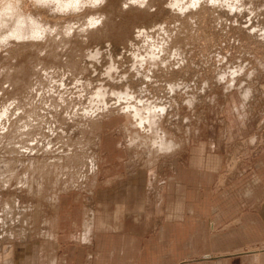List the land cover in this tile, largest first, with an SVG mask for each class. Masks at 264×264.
Returning a JSON list of instances; mask_svg holds the SVG:
<instances>
[{"label": "rangeland", "instance_id": "obj_1", "mask_svg": "<svg viewBox=\"0 0 264 264\" xmlns=\"http://www.w3.org/2000/svg\"><path fill=\"white\" fill-rule=\"evenodd\" d=\"M65 1L74 0H0L5 15L0 18V111L21 104L32 124L40 112L37 117L48 116L56 127L53 132L39 127L38 137L27 134L28 152H14L23 145L22 134L11 135L18 118L0 117V264H22L30 243L35 259L45 243L53 244L55 202L71 193L88 194L103 164L123 160L127 171L144 169L152 185V177L164 180L166 167L157 168L176 152L186 157L201 145L199 157L214 165L216 157L203 152L206 144L223 156V185L240 171H251L264 152V0H78L68 6ZM18 23L20 30L38 27L42 35L13 37ZM86 108L92 111L79 112ZM141 121L152 123V129ZM157 136L170 142L171 150L161 152ZM12 160L18 163L14 172L2 166ZM119 170L109 167L104 174ZM134 176L122 186L125 199L117 185L102 193V203L122 199L134 205ZM90 207L88 217L94 212ZM263 250L264 245L252 253L257 257Z\"/></svg>", "mask_w": 264, "mask_h": 264}, {"label": "crops", "instance_id": "obj_2", "mask_svg": "<svg viewBox=\"0 0 264 264\" xmlns=\"http://www.w3.org/2000/svg\"><path fill=\"white\" fill-rule=\"evenodd\" d=\"M204 145L203 152L216 157L214 165L199 157L201 145L186 157L176 152L157 168L166 167L164 180L152 177V185L144 169L127 171L123 160L103 164L88 194L71 193L59 200L53 244L45 243L39 260L34 243L26 245L22 264H264V250L257 257L252 253L264 245V152L251 171L242 170L221 185L226 179L223 156ZM116 166L121 170L104 174ZM132 176L134 205L126 206L122 199L102 203V193L117 185L125 199L128 191L122 186ZM89 206L95 211L92 217L86 213ZM236 251L243 254L232 255Z\"/></svg>", "mask_w": 264, "mask_h": 264}, {"label": "bare ground", "instance_id": "obj_3", "mask_svg": "<svg viewBox=\"0 0 264 264\" xmlns=\"http://www.w3.org/2000/svg\"><path fill=\"white\" fill-rule=\"evenodd\" d=\"M56 1H58V0H56ZM77 1L78 0H74V1H72L71 3H68V2H66L64 5L65 6H68V4H71V5H73V4H76L77 3ZM82 1V0H81ZM171 1H173V0H171ZM205 1V0H204ZM179 2V1H178ZM198 2H201L200 0L198 1ZM208 2V1H207ZM180 3H181V1H180ZM227 3V2H226ZM241 3V2H240ZM185 4V3H184ZM189 4V3H188ZM231 4V3H230ZM170 5V4H169ZM191 5V4H190ZM198 5V4H197ZM233 5V4H232ZM173 6V5H172ZM180 6V5H179ZM178 6V7H179ZM182 6V5H181ZM191 7V6H190ZM230 7V6H229ZM213 8V7H212ZM239 8V7H238ZM214 9H216V8H214ZM219 9V8H218ZM207 10V9H206ZM241 11V10H240ZM2 13V11H0V14ZM215 14V13H214ZM226 14V13H225ZM3 16V14L2 15H0V18ZM5 16V15H4ZM3 16V17H4ZM228 16V15H227ZM194 17V16H193ZM19 24L20 23H18V25H16V26H13V31L12 32H10L11 33V35L14 37H16V38H18V39H21V38H19V37H25V36H37L38 34L39 35H42L41 34V29L40 28H35L33 31H29V30H27V31H22V30H20L21 29V27L19 26ZM143 28V27H142ZM146 28V27H145ZM144 28V29H145ZM149 29V28H148ZM148 29H146V30H148ZM141 30V29H140ZM141 32H143V31H141ZM146 33V32H145ZM141 34V33H140ZM143 34V33H142ZM148 35V34H147ZM148 37V36H147ZM151 37V36H150ZM26 38V37H25ZM136 39V38H135ZM152 43V42H151ZM160 44V43H159ZM148 47V46H147ZM150 48H151V44H150V46H149ZM112 47H110V49H111ZM162 48V47H161ZM117 49V48H116ZM114 50V49H113ZM97 51V50H96ZM111 51V50H110ZM119 51V50H118ZM152 51H155L156 52V50H152ZM158 51V50H157ZM98 52V51H97ZM121 52V51H120ZM161 52H162V50H161ZM107 53V52H106ZM112 53V52H111ZM123 53V52H122ZM150 53H151V51H150ZM152 53H154V52H152ZM96 54V53H95ZM98 54H99V52H98ZM98 54H96V55H98ZM116 54V53H115ZM148 54V53H147ZM155 54V53H154ZM142 55V54H141ZM148 55H150L151 56V60H152V56H153V54L151 55V54H148ZM156 55V54H155ZM116 56H118L119 57V54L118 55H116ZM123 56H126V55H123ZM122 56V57H123ZM147 56V55H146ZM150 56H148V57H150ZM160 56V55H159ZM110 57H111V54H110ZM134 56H132L131 58H133ZM147 57V58H148ZM141 58V57H140ZM139 58V60H141ZM154 58H158L157 57V55H156V57L154 56ZM161 58V57H160ZM112 60H113V57L111 58ZM134 59V58H133ZM136 59V58H135ZM139 60H138V62H139ZM155 60V59H154ZM159 60V59H158ZM137 62V61H136ZM113 63V62H112ZM111 63V64H112ZM132 63H135L134 61L132 62ZM143 63V62H142ZM152 64V63H151ZM150 64V65H151ZM143 65V64H142ZM113 66V65H112ZM111 66V67H112ZM134 66V65H133ZM137 66V65H136ZM140 66V65H139ZM138 67V66H137ZM112 68H114V67H112ZM149 73V72H148ZM136 74H138V73H136ZM59 87V86H58ZM98 89H100V88H98ZM124 89V88H123ZM107 90H109L108 88H107ZM67 92V91H66ZM96 93V92H95ZM103 93V92H102ZM117 94H119L118 92H116ZM124 94V93H123ZM106 95V94H105ZM94 96V95H93ZM124 96H126V94L124 95ZM42 97V96H41ZM128 97H129V95H128ZM96 97H94L93 99H95ZM116 98V97H115ZM130 98V97H129ZM97 99V98H96ZM126 99H127V97H126ZM136 99V98H135ZM41 100L42 101H45L44 100V97H42L41 98ZM91 101V100H90ZM117 101H119V100H117ZM99 102H101V101H99ZM98 102V103H99ZM104 102V101H103ZM97 103V102H96ZM151 103V102H150ZM42 104V103H41ZM45 104V103H44ZM108 104V103H107ZM122 104V103H121ZM42 106H44L43 104H42ZM41 107V106H40ZM101 107V106H100ZM42 108V107H41ZM96 108V107H95ZM118 108V107H117ZM131 108H133V107H131ZM152 108V107H151ZM163 108V107H162ZM23 109H24V106H23V108H22V105L21 104H18V105H16L15 103H11L9 106H6V107H4L1 111H0V117H4V116H7L8 118L7 119H9L10 118V120H11V118L13 119V118H18V123L16 124V126H15V132L16 133H11V135H13V134H17L18 133V136L20 135V134H22V135H20L21 137H22V139L24 138H26L27 137V134H30V135H34L35 137L37 136H40L41 135V133H39V130H40V128L39 127H41V126H46L47 127V129L46 130H48V132H53V131H55V129H56V127L54 128V126H52V124H50V119H47L48 118V116H47V118H43V119H41V118H39V117H37V115L40 113H36L35 115H34V118H32L31 120H32V122H35L36 121V125H34V124H32L31 122H29V120L30 119H27L23 114H21V113H23V112H21V111H23ZM43 110H44V108H42ZM133 109H137V108H133ZM156 109V108H155ZM41 110V109H40ZM87 110V111H86ZM91 110V109H90ZM88 108H86V109H83V110H80L79 109V112L81 113V114H88V113H90L91 111H90ZM131 110V109H130ZM140 110L142 111V109L140 108ZM160 110V109H159ZM159 110L157 109L156 110V112L158 111V113H159ZM162 111L164 110V108L163 109H161ZM125 111H128V110H125ZM134 111H136V110H134ZM145 111V110H144ZM94 112V111H93ZM92 112V113H93ZM8 113H9V116H8ZM144 113V112H143ZM145 113H146V111H145ZM164 113V111L162 112V114ZM21 114V116H19ZM31 114H32V112H31ZM48 114V113H47ZM45 115V114H44ZM51 115V114H50ZM72 115V114H71ZM131 115V114H130ZM153 115V117H155L156 115H158V114H152ZM161 115V114H160ZM19 116V117H18ZM32 115H29V117H31ZM41 116V115H40ZM149 116H151V115H148V117H146L148 120H149V118L151 119V117H149ZM159 116V115H158ZM91 117H93L92 116V114H91ZM160 117V116H159ZM5 118V117H4ZM58 118V117H57ZM76 118V117H75ZM84 118V117H83ZM123 118V117H122ZM156 118H158L157 116H156ZM6 118L4 119V121H3V119H2V121L3 122H6V120H7ZM74 119V118H73ZM145 119V118H144ZM153 120H154V118H152ZM152 119L151 120H149V121H152ZM121 120V119H120ZM139 120V119H138ZM148 120H146L145 119V121L146 122H148ZM133 121V120H132ZM144 121V122H145ZM10 122V121H9ZM143 121H141V122H139V124L140 123H142ZM146 122H145V124H146ZM155 122H157L156 121V119L154 120V123ZM153 123V125H152V123H151V125L152 126H156V125H158V124H154ZM11 124V127L13 126V124L12 123H10ZM10 124H9V126H10ZM138 124V123H137ZM144 123H142V125H143ZM144 124V127L147 125V127L149 126V128H151L152 126L151 125H148V124H146L145 125ZM3 125H2V123L0 124V128L2 127ZM4 127V126H3ZM7 127V126H6ZM11 127H9L10 129H11ZM38 127V128H37ZM43 127V128H44ZM157 127V126H156ZM8 128V130L10 131V129ZM33 128H37L36 130H34ZM141 128V127H140ZM146 128V127H145ZM3 129V128H2ZM31 129H33V130H31ZM152 129V128H151ZM155 129V128H154ZM1 130V129H0ZM43 130V129H42ZM150 130V129H149ZM156 130H158V129H156ZM156 130H154V131H156ZM8 131V132H9ZM23 131V132H22ZM25 131H27V132H25ZM153 131V130H152ZM22 132V133H21ZM41 132V131H40ZM6 133H7V131H6ZM160 133V132H159ZM158 132H157V135L159 134ZM5 134V133H4ZM26 134V135H25ZM43 134V133H42ZM163 134V133H162ZM162 134H160V135H162ZM47 135V134H46ZM132 135V134H131ZM164 135V134H163ZM24 136V137H23ZM26 136V137H25ZM29 136V135H28ZM159 136V135H158ZM157 136V137H158ZM34 137V138H35ZM133 137V136H132ZM163 137V136H162ZM11 138H15V137H11ZM10 138V139H11ZM17 138V137H16ZM20 138V137H19ZM18 138V139H19ZM128 138V137H127ZM161 138V137H160ZM159 137H158V142L157 141H155V142H157L156 143V145H159V146H157V148H160L159 150L161 151V152H165L164 150H163V148L166 150V148H168V150L167 151H169V149H170V147L172 148L173 146L170 144V142L169 143H164L163 141H162V138L160 139ZM18 139L16 140V141H18ZM21 139V138H20ZM24 139L23 140H21V143L23 144V141H24ZM31 139V138H30ZM131 139V138H130ZM137 139V138H136ZM159 139H160V142H159ZM14 139H13V141H15ZM26 140H28V137H27V139ZM135 140V139H134ZM11 141V140H10ZM13 141H11V145H13L12 144V142ZM34 141H36V140H34ZM138 141V140H137ZM19 142H20V140H19ZM25 142H27V141H25ZM40 142V141H39ZM125 142V141H124ZM141 142V141H140ZM143 142H145L144 140H143ZM154 141H153V143H155ZM14 143H16V142H14ZM131 143L134 145V143L135 142H132V139H131ZM130 143V144H131ZM138 143V142H137ZM29 144H31V143H29ZM46 144V143H45ZM126 144H128V143H126ZM132 144H131V146H132ZM15 145V144H14ZM13 145V146H14ZM142 145V144H141ZM148 145V144H147ZM46 147L48 146V145H45ZM44 146V147H45ZM154 147H155V144L153 145ZM66 147V146H65ZM129 147V146H128ZM143 147V146H142ZM60 148V147H59ZM63 148V147H62ZM14 149V148H13ZM26 149H27V151H26ZM35 149V148H34ZM45 149H48V147L47 148H45ZM45 149H43V150H45ZM174 149V148H173ZM172 149V150H173ZM171 150V149H170ZM28 152V148H25L24 147V144L21 146H18V149L16 148V150H14V152ZM30 151V150H29ZM41 151V150H40ZM158 151V150H157ZM31 154V153H30ZM19 156V155H18ZM21 156H23V155H21ZM28 156V155H27ZM25 159V158H24ZM61 159H59L58 158V162L60 161ZM9 161V160H8ZM30 162H31V160H29ZM2 163V162H1ZM20 165V164H19ZM94 165H95V163H94ZM2 166L4 167V166H8L7 168H9V171L13 168V172L15 171L14 170V168L15 169H17L18 168V163H17V160H12V162L11 163H8V162H3L2 163ZM12 167V168H11ZM86 167V166H85ZM94 167V166H93ZM11 168V169H10ZM92 169V168H91ZM95 169V168H94ZM87 170H88V168H87ZM65 171V170H64ZM8 173V172H7ZM11 173H12V171H11ZM55 173V172H54ZM87 173V172H86ZM58 174H59V172H58ZM9 175V174H8ZM11 175V174H10ZM10 177V176H9ZM26 177V176H25ZM24 179V178H23ZM10 180V179H9ZM20 181H22V179L20 180ZM23 182H24V180H23ZM23 182H20V183H23ZM18 200H14L13 201V203L12 204H14V205H17L18 204V202H17ZM58 201V202H57ZM56 202H55V207L57 208L58 207V204H59V199L57 200ZM90 209V208H89ZM88 209V210H89ZM93 211V210H92ZM95 212V211H94ZM92 213V212H91ZM93 214V213H92ZM92 217V216H91ZM90 217V218H91ZM86 219V218H85ZM92 219V218H91ZM87 220V219H86ZM85 222V221H84ZM91 222H93V221H91ZM89 225V224H88ZM85 226H86V224H85ZM94 227V226H93ZM85 230V229H84ZM89 230H92V229H89ZM90 232V231H89ZM89 232H88V234H89ZM84 235H85V233H84ZM50 237H53L52 235L50 236ZM53 239V238H52Z\"/></svg>", "mask_w": 264, "mask_h": 264}, {"label": "clouds", "instance_id": "obj_4", "mask_svg": "<svg viewBox=\"0 0 264 264\" xmlns=\"http://www.w3.org/2000/svg\"><path fill=\"white\" fill-rule=\"evenodd\" d=\"M6 12H7V9H6Z\"/></svg>", "mask_w": 264, "mask_h": 264}]
</instances>
